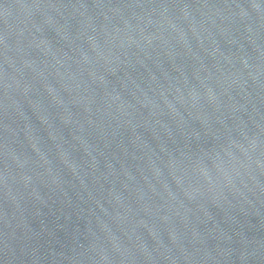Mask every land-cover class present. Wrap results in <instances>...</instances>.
<instances>
[{
	"label": "water",
	"instance_id": "obj_1",
	"mask_svg": "<svg viewBox=\"0 0 264 264\" xmlns=\"http://www.w3.org/2000/svg\"><path fill=\"white\" fill-rule=\"evenodd\" d=\"M0 264H264V0H0Z\"/></svg>",
	"mask_w": 264,
	"mask_h": 264
}]
</instances>
